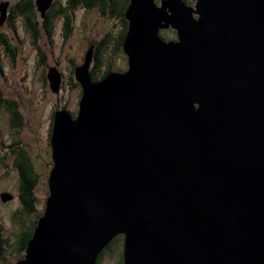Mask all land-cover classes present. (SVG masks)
<instances>
[{
  "label": "water",
  "instance_id": "water-1",
  "mask_svg": "<svg viewBox=\"0 0 264 264\" xmlns=\"http://www.w3.org/2000/svg\"><path fill=\"white\" fill-rule=\"evenodd\" d=\"M52 2L36 0L42 17ZM125 17L127 68L93 80L90 46L77 113L54 111L48 195L16 264H95L117 235L122 264H264V0H129ZM46 76L58 92L61 72Z\"/></svg>",
  "mask_w": 264,
  "mask_h": 264
},
{
  "label": "rangeland",
  "instance_id": "rangeland-1",
  "mask_svg": "<svg viewBox=\"0 0 264 264\" xmlns=\"http://www.w3.org/2000/svg\"><path fill=\"white\" fill-rule=\"evenodd\" d=\"M3 1H9V6L6 17L0 23V32L7 34L15 49L9 51L0 43V90L5 100L15 101L14 108L19 118L16 119L14 110L6 102L0 101V225L7 239L0 264H16L21 254L17 249L18 233L31 225L35 218L32 213L24 212L19 199L18 152L23 150L28 154L39 175L35 195L38 209L43 210L52 168L49 139L54 111L65 108L75 115L82 94L81 86L75 80L74 67L83 62L85 51L95 38L102 39L106 33H110V39L97 75L108 65L112 70L123 71L127 68V60L122 49L115 47L121 28L120 17L102 13L100 5L87 7L78 2L70 8L74 18L67 38L63 35L61 19L56 18L52 33L48 35L41 29L39 38L35 39L25 18L17 16L10 22L8 20L10 6L17 0H0V3ZM66 1L53 0L59 4ZM186 1L194 6L195 0ZM36 10L40 22L42 17L37 6ZM160 34L166 39H176V31L172 27L161 29ZM53 66L62 75L58 92L51 89L46 77L49 67ZM5 192L13 197L3 200L1 194ZM122 244V237L117 236L111 245L113 249L104 253L99 264H118Z\"/></svg>",
  "mask_w": 264,
  "mask_h": 264
},
{
  "label": "trees",
  "instance_id": "trees-1",
  "mask_svg": "<svg viewBox=\"0 0 264 264\" xmlns=\"http://www.w3.org/2000/svg\"><path fill=\"white\" fill-rule=\"evenodd\" d=\"M157 1H160V0H157ZM78 2L79 4H83L84 6H87V7H92L95 5V0H74V1L68 0V2L66 1L64 4H59L58 2H52L49 9L45 12V17H43L42 20L39 22L37 18V10H36L34 1L33 0H17V2H15L13 5L10 6V11H9L10 14H9L8 20L10 22L13 18L17 16H22L23 18L26 19V23L29 25V28L32 34L36 36L37 38L41 32V29L44 30L48 35H50L52 33L54 20L56 18H60L62 22L63 31H64V37L67 38L72 31L71 15H72L73 9L71 10L70 8L77 5ZM108 4H112L114 8L113 11L115 12L116 16L122 18L123 20L122 31L118 38L119 39L118 48H119V47H122L123 45L125 33L128 27V20L125 17V10L129 4V0H114L113 2H109ZM0 43L6 46L7 50L9 51L12 48L15 49L9 37L7 36V34L2 33V32H0ZM37 48L40 51V53H42L39 45H37ZM99 54H100V51L97 50L96 58L100 57ZM102 62L103 61H95V52H94V61H93L92 68L90 70L93 80H98V77L95 73V68L97 70H100V65H102ZM0 69H1V66H0ZM111 71H112V67L108 66L103 71L100 78L104 77L107 73ZM76 82L78 81L76 80ZM0 101L6 102L9 105V107H11V109L14 110L17 116L16 119L19 118V113L16 112V109L14 108L15 101L5 100L4 97L1 96V90H0ZM51 125L53 126V123H51ZM16 166L18 167L20 171L19 199L21 201L23 210L26 214L32 213L35 217L31 225L25 228H22L20 232L18 233L16 242H17V249L21 251V254H19V259H20L24 255L28 241L32 237L33 230L37 223L38 217L41 215L43 210L38 209L37 197L35 195V189L39 182V175L37 174L28 154L25 153L23 150L18 152V156L16 159ZM117 236L122 237V235H117ZM117 236H115L110 241V243L107 244V246H105V248L100 252L97 262L95 264L100 263L106 251L113 249V246L111 245ZM6 244H7V239L3 236L2 225H0V256H2L3 252H5L6 250V246H5ZM120 256L121 257H120V261L118 264H122V257H123L122 252L120 253Z\"/></svg>",
  "mask_w": 264,
  "mask_h": 264
},
{
  "label": "flooded vegetation",
  "instance_id": "flooded-vegetation-1",
  "mask_svg": "<svg viewBox=\"0 0 264 264\" xmlns=\"http://www.w3.org/2000/svg\"><path fill=\"white\" fill-rule=\"evenodd\" d=\"M34 1V4H35V6H36V1L35 0H33ZM114 0H95V6H101V9H100V11L102 12V13H104V14H109L110 15V17H116V14H115V12L113 11V6H112V4H108L109 2H113ZM67 2H68V0H67ZM40 16H41V14H40ZM42 17V16H41ZM45 17V16H44ZM118 17V16H117ZM43 18V17H42ZM73 15H71V23H73ZM70 23V24H71ZM120 24H121V28H120V30H119V34H118V38H119V35H120V33H121V31H122V27H123V20H122V18H120ZM72 25V24H71ZM45 32V31H44ZM40 35V34H39ZM63 35H64V33H63ZM35 37V39H37V38H39V36L36 38V36H34ZM117 38V40H116V43H115V47L116 48H118V39ZM108 39H110V33H106V35H105V37H103L102 39H99V38H95V41H93L92 43H91V45L90 46H92V48H93V53L95 52V61H103V57H104V53H105V49H106V44H107V41H108ZM101 45H103V46H101ZM89 46V47H90ZM106 46V47H105ZM89 47H88V49H89ZM122 49V52L125 54V52H124V50H123V47H119L118 49ZM87 49V50H88ZM86 50V51H87ZM97 50H99L100 51V54H99V56L100 57H98V58H96V56H97ZM86 51H85V53H86ZM126 55V54H125ZM84 56H85V54H84ZM100 58V59H99ZM84 59V58H83ZM126 60H127V56H126ZM92 64V63H91ZM101 64V63H100ZM101 66L102 65H100V68H101ZM109 66V65H108ZM108 66H106L105 68H104V70L108 67ZM91 68H92V66H90V70H91ZM98 68V67H97ZM74 69H75V67H74ZM95 70H96V75L100 72L99 70H97L96 68H95ZM103 70V71H104ZM103 71H102V73H103ZM113 71V70H112ZM102 73L100 74V75H97V77H98V79L101 77V75H102ZM80 84V83H79ZM81 86V85H80ZM82 89V88H81ZM49 142H50V139H49ZM51 147V146H50ZM123 239V238H122ZM123 247V246H122Z\"/></svg>",
  "mask_w": 264,
  "mask_h": 264
}]
</instances>
